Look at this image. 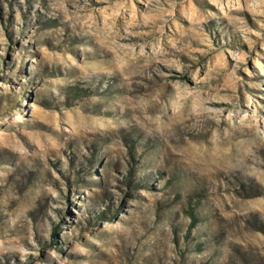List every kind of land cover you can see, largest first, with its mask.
I'll return each mask as SVG.
<instances>
[{
	"label": "rangeland",
	"instance_id": "rangeland-1",
	"mask_svg": "<svg viewBox=\"0 0 264 264\" xmlns=\"http://www.w3.org/2000/svg\"><path fill=\"white\" fill-rule=\"evenodd\" d=\"M0 264H264V0H0Z\"/></svg>",
	"mask_w": 264,
	"mask_h": 264
},
{
	"label": "trees",
	"instance_id": "trees-1",
	"mask_svg": "<svg viewBox=\"0 0 264 264\" xmlns=\"http://www.w3.org/2000/svg\"><path fill=\"white\" fill-rule=\"evenodd\" d=\"M79 93V92H78ZM132 172V170H130V172L129 173H131ZM189 217H190V219H191V223H190V227H193L195 224H196V215H195V213H194V211L193 210H190L189 211ZM102 215V214H101ZM100 215V216H101ZM55 233H56V228L54 229V231H53V236L55 235Z\"/></svg>",
	"mask_w": 264,
	"mask_h": 264
}]
</instances>
